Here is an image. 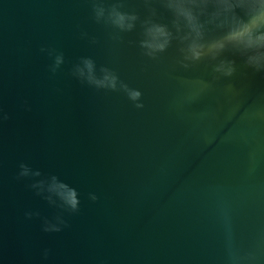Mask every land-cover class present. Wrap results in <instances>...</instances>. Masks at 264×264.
<instances>
[{
	"label": "water",
	"instance_id": "obj_1",
	"mask_svg": "<svg viewBox=\"0 0 264 264\" xmlns=\"http://www.w3.org/2000/svg\"><path fill=\"white\" fill-rule=\"evenodd\" d=\"M131 9L144 15L139 0ZM111 31L88 0H0V264H264V73L201 94L206 61L181 69L175 43L152 61L139 26L123 42ZM42 48L64 55L55 75ZM81 57L138 89L144 108L73 79ZM21 164L41 176L18 178ZM53 175L80 206L45 233L59 209L36 191L49 194Z\"/></svg>",
	"mask_w": 264,
	"mask_h": 264
},
{
	"label": "clouds",
	"instance_id": "obj_2",
	"mask_svg": "<svg viewBox=\"0 0 264 264\" xmlns=\"http://www.w3.org/2000/svg\"><path fill=\"white\" fill-rule=\"evenodd\" d=\"M88 2L92 19L111 29L110 36L114 41L123 42L122 34L132 33L139 26L138 47L149 60H158L175 43L178 53L176 62L181 69L190 70L206 61L211 69L210 79L196 81L201 94L214 91L218 83L232 80L241 70L264 73V0H139L143 16L136 9L125 10L127 0H112L110 4L106 0ZM81 35L87 37V33ZM91 43L98 41L93 38ZM41 51H47L53 58L49 71L55 75L65 62L63 53L55 49L42 48ZM70 75L81 85L97 91L123 93L135 108H144L142 93L138 89L131 88L112 69L104 66L97 68L95 61L89 57H81L72 66ZM224 92L228 96L238 94L233 83L225 84ZM202 115L206 117L209 113ZM7 118L6 115L0 116L3 120ZM40 176L39 171L30 176L29 167L20 165L18 178ZM48 179L51 180L49 194L42 191H36V194L59 211L52 219H42V231L59 233L68 227L63 214L79 212V194L55 175ZM48 179L38 180L30 187L36 190ZM51 193H55V199ZM89 199L95 202L98 198L90 194ZM25 215L27 219H32L40 214L28 212Z\"/></svg>",
	"mask_w": 264,
	"mask_h": 264
}]
</instances>
